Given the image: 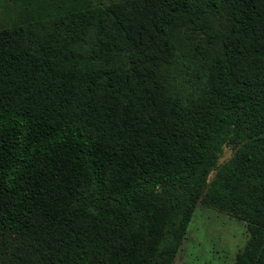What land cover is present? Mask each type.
I'll list each match as a JSON object with an SVG mask.
<instances>
[{"label": "trees", "instance_id": "trees-1", "mask_svg": "<svg viewBox=\"0 0 264 264\" xmlns=\"http://www.w3.org/2000/svg\"><path fill=\"white\" fill-rule=\"evenodd\" d=\"M0 2V264H172L199 201L264 264V0Z\"/></svg>", "mask_w": 264, "mask_h": 264}, {"label": "rangeland", "instance_id": "rangeland-1", "mask_svg": "<svg viewBox=\"0 0 264 264\" xmlns=\"http://www.w3.org/2000/svg\"><path fill=\"white\" fill-rule=\"evenodd\" d=\"M94 1L104 3L108 0ZM3 11L0 5V25L6 19ZM231 154L232 150L224 147L218 162H225ZM246 240L247 231L243 220L199 201L172 264H231L235 253Z\"/></svg>", "mask_w": 264, "mask_h": 264}]
</instances>
